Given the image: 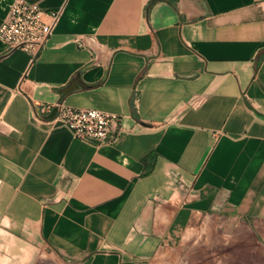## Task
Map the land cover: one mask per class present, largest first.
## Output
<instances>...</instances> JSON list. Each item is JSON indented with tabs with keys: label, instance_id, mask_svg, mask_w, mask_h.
Segmentation results:
<instances>
[{
	"label": "crops",
	"instance_id": "crops-1",
	"mask_svg": "<svg viewBox=\"0 0 264 264\" xmlns=\"http://www.w3.org/2000/svg\"><path fill=\"white\" fill-rule=\"evenodd\" d=\"M27 1L60 15L33 60L0 40V264H149L211 219L264 256V0Z\"/></svg>",
	"mask_w": 264,
	"mask_h": 264
},
{
	"label": "built area",
	"instance_id": "built-area-1",
	"mask_svg": "<svg viewBox=\"0 0 264 264\" xmlns=\"http://www.w3.org/2000/svg\"><path fill=\"white\" fill-rule=\"evenodd\" d=\"M60 15L59 10L45 11L37 2L14 0L7 16L0 22V40L11 50L20 49L35 59L45 47ZM51 117L67 126L73 136L85 142L113 144L122 127V116L96 108L56 105ZM43 106L42 112H50Z\"/></svg>",
	"mask_w": 264,
	"mask_h": 264
},
{
	"label": "rangeland",
	"instance_id": "rangeland-1",
	"mask_svg": "<svg viewBox=\"0 0 264 264\" xmlns=\"http://www.w3.org/2000/svg\"><path fill=\"white\" fill-rule=\"evenodd\" d=\"M235 224L218 219L206 221L200 228H192L189 238L176 248L156 255L149 264H264L260 242L235 237Z\"/></svg>",
	"mask_w": 264,
	"mask_h": 264
},
{
	"label": "water",
	"instance_id": "water-1",
	"mask_svg": "<svg viewBox=\"0 0 264 264\" xmlns=\"http://www.w3.org/2000/svg\"><path fill=\"white\" fill-rule=\"evenodd\" d=\"M76 83H78V81L77 80H73L69 85H67L66 87H64V88H62L61 89V92L62 93H66V92H68V91H70L71 89H73V88H75L76 86ZM56 106H54V107H52V109L50 110V112L47 114V118H51V117H53V115L55 114V112H56Z\"/></svg>",
	"mask_w": 264,
	"mask_h": 264
}]
</instances>
